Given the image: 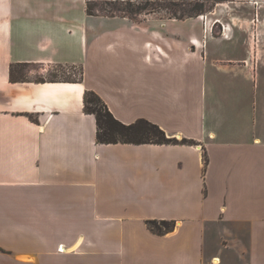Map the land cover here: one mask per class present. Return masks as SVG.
I'll use <instances>...</instances> for the list:
<instances>
[{
	"label": "crops",
	"instance_id": "obj_1",
	"mask_svg": "<svg viewBox=\"0 0 264 264\" xmlns=\"http://www.w3.org/2000/svg\"><path fill=\"white\" fill-rule=\"evenodd\" d=\"M202 16L0 0V264H264V19ZM86 90L198 143H99Z\"/></svg>",
	"mask_w": 264,
	"mask_h": 264
},
{
	"label": "trees",
	"instance_id": "obj_2",
	"mask_svg": "<svg viewBox=\"0 0 264 264\" xmlns=\"http://www.w3.org/2000/svg\"><path fill=\"white\" fill-rule=\"evenodd\" d=\"M227 0H87V12L92 15L125 16L140 20L147 15L165 11L167 16L161 18L185 19L213 11L215 6ZM16 66L11 67V77L15 78ZM84 109L94 114L97 121V142L99 143H168L197 144L193 139H179L169 136L157 123L140 118L132 123L117 119L106 102L93 90H86ZM205 165L208 156H204ZM149 228L158 234H165L176 226L175 220H147Z\"/></svg>",
	"mask_w": 264,
	"mask_h": 264
},
{
	"label": "rangeland",
	"instance_id": "obj_3",
	"mask_svg": "<svg viewBox=\"0 0 264 264\" xmlns=\"http://www.w3.org/2000/svg\"><path fill=\"white\" fill-rule=\"evenodd\" d=\"M153 15L161 17L167 16V13L162 11L161 13ZM259 15H262V18L264 19V0H227L223 3L217 4L213 11L204 14L202 18L206 26L213 28L215 35L226 37L227 35L223 34L224 26L227 28V34H229L234 28H243L244 24L255 26L258 23L257 17ZM236 16L240 18L236 19ZM252 18H254L253 21L248 20ZM220 40L222 39H218L216 42L214 39L210 38L208 48H211L212 50L229 49L228 47L231 45L229 44V41L226 42ZM58 72L55 73L57 77H81V68H72L69 70L70 73L64 71V73L62 72L63 74L61 72V74H59Z\"/></svg>",
	"mask_w": 264,
	"mask_h": 264
},
{
	"label": "built area",
	"instance_id": "obj_4",
	"mask_svg": "<svg viewBox=\"0 0 264 264\" xmlns=\"http://www.w3.org/2000/svg\"><path fill=\"white\" fill-rule=\"evenodd\" d=\"M226 29H227V28L224 26V28H223V34H224V35H227V37H228L229 34L226 33ZM210 264H218V262H217L216 260H212V262H211Z\"/></svg>",
	"mask_w": 264,
	"mask_h": 264
}]
</instances>
